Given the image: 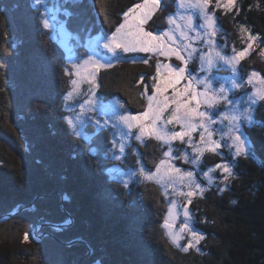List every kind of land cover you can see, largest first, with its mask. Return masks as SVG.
<instances>
[{
  "label": "trees",
  "instance_id": "1",
  "mask_svg": "<svg viewBox=\"0 0 264 264\" xmlns=\"http://www.w3.org/2000/svg\"><path fill=\"white\" fill-rule=\"evenodd\" d=\"M61 2L66 29L85 45L113 34L124 14L143 0ZM164 2L166 10L154 21L162 27L177 0ZM210 9L230 46L246 47L241 26L259 37L240 66L244 75L264 76V0H237L227 14ZM43 19L35 0H0V220L21 211L0 223V264H264V127L245 128L254 149L248 157L229 151L222 152L223 160L204 156L205 168L232 163L233 176L193 198L192 227L205 239L199 251H183L188 241L175 245L163 227L169 201L162 188L114 178L118 169L136 171L141 165L154 172L166 147L152 139L135 141L120 162L113 158L112 129L89 125L84 138L73 135L65 111L72 89V76L65 72L69 64ZM120 56L149 63L125 61L100 70L98 95L104 104L120 100L128 112L141 114L147 99L142 92L147 86L152 94L159 59L140 52L120 51ZM254 119L264 124V101ZM62 197L73 226L60 234L47 228L42 244L24 243L37 227L66 222ZM75 241L80 243L67 246ZM82 243L91 249L86 259Z\"/></svg>",
  "mask_w": 264,
  "mask_h": 264
},
{
  "label": "snow or ice",
  "instance_id": "2",
  "mask_svg": "<svg viewBox=\"0 0 264 264\" xmlns=\"http://www.w3.org/2000/svg\"><path fill=\"white\" fill-rule=\"evenodd\" d=\"M35 3L41 5L43 0H35ZM236 3L237 0H215V2L214 0H177V11L167 16L168 30L160 32L149 30L145 26L158 12L165 11L166 6L162 0H143L124 14V22L110 37L105 36L97 41L98 47L102 44L103 48L113 55L119 49L124 53L140 52L149 54L150 57H164L168 61L174 57L179 61V64L175 66L172 63H161L159 60L156 62L155 75L151 77L152 94L148 95L147 86L142 92V95L147 97L145 110L139 115L121 114L119 116L117 123L122 126L121 139L118 143L114 140L113 147L123 154L128 139L141 142L152 139L167 145V150L162 151L163 158L156 164L155 171L146 170L142 166L139 175L147 181L163 185L166 189L171 188L172 193L183 198L184 204L181 207L184 221L179 230L173 231L178 217L175 200L171 201L169 216L163 225L174 244L179 245V241L184 238V233L189 235L190 239L182 248L183 251L196 247L205 239L199 230L190 225L192 216L188 206L193 203V198H203L207 189L197 182L195 172L183 170L173 161L182 159L184 163L196 166L203 160L206 153L220 155L219 150L222 144L220 140L214 139L218 133L220 139L227 137L231 141L228 146L235 149V156L248 157L254 149H248L246 146L247 138L242 131V122L253 127H264V124L257 125L254 119V106L257 102L264 101V76L255 71L248 76L246 83L252 86L253 91L250 95H246V104L242 100L229 96L232 89L239 90L244 87V82L238 78V66L250 50H254L253 45L259 37L241 26L239 31L241 37L245 39L246 47L243 50L233 47L230 56L217 46L215 40L222 26L217 23L215 12H210L209 9L223 8L227 14L236 6ZM197 19L201 21L199 24L196 22ZM43 26L51 27L47 17L43 19ZM260 56L264 57V49L260 51ZM193 59L200 61V71L205 73L203 78H198L188 70ZM140 62L148 64L149 59L146 58ZM111 66L110 62L101 63L91 56L83 62V65L74 63L72 68L79 80L72 81L73 91L68 93V98L73 97L78 91L79 83L87 82L90 85L87 105L90 109H94L97 104L95 89L99 87L96 84V74L101 68ZM219 66H226L231 70V88H226L223 83H220L218 88L213 87V70ZM65 72L72 75L67 68ZM140 83H144L143 77ZM220 104L226 106L222 115L219 112L209 111ZM77 119L79 120V117ZM224 121H227L224 129L213 127V125L223 124ZM67 123L73 135L80 136L76 130V123L72 119H68ZM97 123L100 122L97 121ZM106 125L107 121L101 127ZM196 133H199L198 139L194 138ZM175 142L185 144L192 150L191 153L184 149L174 150L172 145ZM174 151H179L181 154L174 156ZM115 158L120 160L122 155H116ZM221 159L223 160V157ZM217 170L223 177L221 182H226L233 176L229 163H217L205 173L209 183L213 181L211 174ZM165 195L167 196L168 193L165 192ZM24 240L28 241L27 235ZM197 251H199L198 248Z\"/></svg>",
  "mask_w": 264,
  "mask_h": 264
},
{
  "label": "rangeland",
  "instance_id": "3",
  "mask_svg": "<svg viewBox=\"0 0 264 264\" xmlns=\"http://www.w3.org/2000/svg\"><path fill=\"white\" fill-rule=\"evenodd\" d=\"M62 1L69 2L70 0H62ZM162 3L165 5L164 0H162ZM176 4H177V2L174 5L173 11H171L169 13H175L177 11ZM37 7H39L40 10L43 12L44 18L45 17L48 18L51 27L47 28V29L51 32L53 39L56 40L65 51L67 63L69 64V68H70L69 71L72 72V75H71L72 81L73 80H79V78L75 75V70L72 68V65L74 63H79V64L83 65V62L85 60H88L90 56L93 59L99 60L101 63L110 62L112 64V66L117 64V63H120V62H125V61L133 62V61L142 60V59H124L122 56H120V50L119 49L117 50V53L115 55H113V53L109 52L107 49H104L102 44L98 47L97 41L101 40L104 36L96 37L95 39H92L90 41L88 40L85 45L81 44V41L76 36H73L72 34H70L68 32V30L66 29V22L62 20V17H64V15L66 13L64 10V3H62L61 0H43V4L37 5ZM209 11L213 12L211 9H209ZM160 13L158 12L157 15L153 16V18L148 22V24L145 26L147 29L153 30V31H160V32L168 30L169 25L167 23V16L169 13L165 17V25H166L165 27H162L157 22L156 23L154 22L155 20L161 18L159 16ZM196 22H197V24H199L201 21H199V19H197ZM110 36H108V37H110ZM215 40H216L217 46L220 49H222L225 54H227L229 56L232 55V48L234 46H230L227 43L228 40L223 35V29L220 32H218V34L215 37ZM201 47H203L202 44H201ZM204 51L205 52L207 51L206 47L204 48ZM157 58L159 59V62H161V63H172L174 66L179 64V61L175 60L174 57L170 61L165 60L164 57H157ZM240 65H241V62L238 66V73H239L238 78L244 82V87L239 89V90L232 89V91L229 92V96H230V98L242 100L246 104L247 103L246 95H250L253 91L252 86L247 85L246 81H247L248 76L253 71L251 73H249V75H244V73L241 72V66ZM106 68H109V67H106ZM106 68H101L100 70H103ZM188 70L191 71L198 78H203L205 76V73L200 71V61L198 59H193L190 62L189 66H188ZM82 71H83V69H82ZM255 72H257V71H255ZM258 73L261 75L260 72H258ZM84 74L86 75L87 73H84ZM261 76H263V75H261ZM97 77H98V74H96V84H97ZM213 77H214V79H213L212 83H213L214 88H218L220 83H223L226 88H231L232 72L226 66H219L217 69H214L213 70ZM89 87H90V85L87 82H81V83H79L78 91H76V93L73 95V97L68 98V95H67V97L65 99V102H66L65 111L68 114L67 120L72 119L74 121V123H76V125H77L76 130H77V132L80 133V136H78V137H81V138L85 137L84 131L87 127H89V125H97L98 124L97 121L100 122L99 125H104L105 121H107V125L105 126V128L113 130V132L115 134L114 140L118 143L121 139L120 131L122 130V126L117 123L119 120V116L121 114H123V115H134V114L128 112L124 108V106L120 100H115L110 104H104L98 95V87L95 89V95L97 97V104H96L94 109H90L89 106L87 105V100L89 99ZM71 91H73V85H72ZM259 103L260 102H257V104L254 106L255 109L257 108ZM82 107L84 109L83 111H82ZM242 107H243V105H242ZM225 110H226V106L223 104H220L217 107L210 109L209 111H211L213 113L219 112L222 115ZM137 115H139V114H137ZM77 117H79V120L77 119ZM217 119H219V117H217ZM80 121H83V123H80ZM225 124H227V121H224L223 124L213 125V127L224 129ZM169 127H172V126H169ZM246 127H250V126L242 122V131H244V133H245ZM124 130L126 131V129H124ZM225 131H226V129H225ZM198 136H199V133L194 134L195 139H198ZM245 136L247 138V145L246 146L248 149H250V146H249L250 143H249L248 137L246 134H245ZM214 139L220 140V143L222 144V148L219 150L220 155H218V156L224 157V154L222 153L224 151H229L230 153H232L234 155L235 149L230 148L228 146L231 143V141H229L227 139V137H225L224 139H220V135L218 133L214 137ZM135 141L141 142V141H138L135 139H128L126 141V147H125V151L123 154H120L118 152V149L114 148L115 150L113 152L114 153L113 158L116 159L115 158L116 155H122V158L119 161L123 162L125 160V157L127 156V153H128L127 150H129L130 148H134L133 142H135ZM162 145L165 146L166 150H167V145H164V144H162ZM172 147L174 150L184 149L189 153H191V151H192L190 148H187V146L185 144H181L179 142L173 143ZM180 154L181 153L179 151L173 152L174 156H178ZM207 154H210V153H206L205 155H207ZM233 157H237V156L234 155ZM173 162L176 164L177 167H180L183 170L195 172L197 182L200 183L202 185V187L206 188L207 190L209 187L216 186L219 182H221L223 180V177H221L222 175H221L220 171L217 170L216 172H213L211 174L213 176V181L211 183H209L208 179L205 177V173H207L211 167L205 168L206 167L205 166L206 160L204 159V157H203V160L199 163V165H196V166H193L190 163L186 164V163H184V161L182 159H176ZM227 163H229L231 165V167L233 168L232 163H230V162H227ZM184 166L188 167V168H185ZM141 167H142V165L139 167L138 170L129 171V172H125V171L118 169V170H116L117 172H115V174H114V178L118 179L124 185H129L130 183L135 182V181L145 180L141 175H139V170ZM202 167H204L206 170H202ZM145 181H147V180H145ZM150 182H153L154 184L159 185L162 188L164 193L165 192L168 193L167 198L169 201V208L171 207V201H173V200L176 201V204H177L176 211L178 213V217L176 219L175 229L173 231H178L180 226L182 225V223L184 221L183 211H182V207H181L184 204L183 198L177 197L174 193H172L171 188L166 189L161 184H158L154 181H150ZM221 183H223V182H221ZM177 187H179V186L177 185ZM183 190L187 191V189H183ZM38 202H39V200H38ZM38 202H36V204ZM59 203H60V207H61L63 213H65L66 215H69L66 222L63 224H57V225L50 224L49 226L41 225V226L36 228V230L32 233V235L26 234L28 236V241L25 242V240H23L24 243H26V244L33 243L35 245L42 244L43 241L48 237L47 228L51 229L52 232L55 234H60L63 232L64 229H69L73 226V218L71 217L70 214L67 213V210L65 207V202L62 201V198L60 199ZM34 206H35V203H34ZM188 207H189V211H190V205ZM20 213H21V211L18 213H14V214H11L9 216L3 217L0 220V223L6 222L9 219L17 217ZM190 213L192 214L191 211H190ZM168 216H169V213L167 215V218H168ZM190 225L193 226L192 219L190 221ZM166 231H167V235H168V230L166 229ZM183 235H184V238L181 239L179 241V243L182 242L183 240L188 241L190 239V237L187 233H184ZM79 243L80 242L75 241V242L68 244L67 246L72 247L73 245H76ZM82 245L86 248V254H85V259H86L89 257V253H90L89 248L90 247L86 243H82ZM175 245H177V244H175ZM186 245L187 244H185L184 247ZM197 248H198V245L196 247H194V249H197ZM96 264H100V263H96Z\"/></svg>",
  "mask_w": 264,
  "mask_h": 264
},
{
  "label": "water",
  "instance_id": "4",
  "mask_svg": "<svg viewBox=\"0 0 264 264\" xmlns=\"http://www.w3.org/2000/svg\"><path fill=\"white\" fill-rule=\"evenodd\" d=\"M62 201L65 202V198L64 197H62ZM89 252H91V249L90 248H89Z\"/></svg>",
  "mask_w": 264,
  "mask_h": 264
},
{
  "label": "bare ground",
  "instance_id": "5",
  "mask_svg": "<svg viewBox=\"0 0 264 264\" xmlns=\"http://www.w3.org/2000/svg\"><path fill=\"white\" fill-rule=\"evenodd\" d=\"M48 260V259H47Z\"/></svg>",
  "mask_w": 264,
  "mask_h": 264
}]
</instances>
